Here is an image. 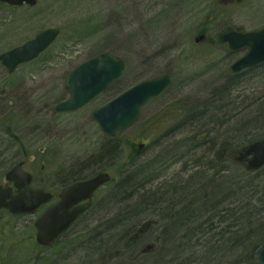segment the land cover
Returning a JSON list of instances; mask_svg holds the SVG:
<instances>
[{"label": "rangeland", "instance_id": "1", "mask_svg": "<svg viewBox=\"0 0 264 264\" xmlns=\"http://www.w3.org/2000/svg\"><path fill=\"white\" fill-rule=\"evenodd\" d=\"M50 28L58 29L60 35L36 60L21 65L11 75L0 66V181L15 161L29 157L35 176L49 181H69V175L89 177L92 171L105 169L114 178L110 186L100 191L97 201L105 202L125 175L120 169L126 166L127 172L142 167V172L136 175V184L143 186L138 198L123 203L127 206L119 204L118 199L110 204L105 202L103 210H99L101 216L108 211L111 216L120 214L118 218H125L116 231L103 239L121 234L131 224L137 227L154 218L158 225L149 230L146 238L150 241L158 238L156 251L150 255L159 257L147 262L153 257L142 256L133 264H214V259L221 258L223 262L219 264L233 261L238 264L233 254L236 248L227 250L235 247V239L230 242L225 236L219 242L226 224L200 232L202 227L208 228L202 224L211 220L212 211L175 233L172 238L176 249L171 252L173 245L167 241V235L172 219L161 221L151 214L152 209L147 205H139L138 199L141 201L149 193L169 194L167 198L174 199L173 191L188 185L194 186L195 191L207 186L210 196L214 186L221 191V185L229 188L234 186L231 181L235 178L241 180L253 175L227 155L222 162H216L214 155L218 147L210 149L206 144L213 143L215 136L209 127L203 130L194 125L206 124L208 116L204 115L210 112L208 109L218 106L226 109L224 114L230 122L238 114L244 117L250 112L248 109H264V64L232 77L231 65L247 49L230 51L219 40L230 28H241L243 32L264 28V0H243L240 5L228 6L217 0H37L32 8H9L0 4V55ZM198 34L213 39L214 43L195 44L193 38ZM102 52L126 62L122 76L79 110L58 113L57 105L69 99L65 90L67 74ZM162 75L170 76V86L141 109L131 127L118 133L117 155L103 154L107 138L92 120V112L131 86ZM194 109L207 110L191 121L187 116ZM207 129L209 142L203 140L202 134ZM259 130L255 135L264 136V129ZM139 144L144 147L136 154ZM208 163L226 169L224 174L230 180L222 174L213 176L204 169ZM198 170H203L201 173L208 179L195 174ZM196 196L185 194L178 199L179 209L196 208L191 205ZM219 199H215L216 205ZM36 219L37 214L0 218L3 264L97 263L98 256L92 254L87 259L82 248L69 254L66 245L61 243L66 238L49 248H38L33 228ZM90 219L88 224L75 225L70 235L78 236L98 224V220L91 223ZM252 245L255 247L254 240ZM217 250L225 251L218 253ZM213 251L216 253L213 256L207 253ZM246 256L251 258L248 264H256L251 252L242 257ZM119 262L115 260L111 264ZM239 262L247 264L246 259Z\"/></svg>", "mask_w": 264, "mask_h": 264}, {"label": "water", "instance_id": "2", "mask_svg": "<svg viewBox=\"0 0 264 264\" xmlns=\"http://www.w3.org/2000/svg\"><path fill=\"white\" fill-rule=\"evenodd\" d=\"M10 6H22L26 4L33 7L36 0H0ZM220 3H240L241 0H219ZM59 31L51 28L40 32L33 40H30L0 56L2 66L9 73L23 63L35 59L41 52L47 49L57 38ZM205 40L204 35H198L194 42L199 44ZM222 41L228 43L230 50L248 47V53L235 62L230 71L238 73L264 62V29L258 32L237 33L228 32L222 37ZM124 63L115 59L108 53H102L72 70L66 78V91L70 99L57 106L58 112L75 111L97 95L102 93L112 82L118 79L123 70ZM170 78L148 80L130 88L92 115L93 120L108 137H114L118 131L131 126L137 119L140 108L151 98L160 95L169 85ZM142 145L139 146V149ZM237 161L246 163L245 168L249 172L259 170L264 166V139L255 141L242 148L237 153ZM19 172L13 169L7 179L20 178ZM110 181V176L105 173L98 174L94 178L75 184L64 190L60 195V203L50 208L35 223L37 230L35 240L39 246L47 247L69 226L74 218L88 208L93 192L101 185ZM19 188V187H17ZM51 196L42 191H31L25 188L21 193L12 196L11 189L0 187V210L5 209L11 214L31 213L40 205L48 202ZM89 200L84 206L69 211V208L82 201ZM258 264H264V247L256 253Z\"/></svg>", "mask_w": 264, "mask_h": 264}, {"label": "trees", "instance_id": "3", "mask_svg": "<svg viewBox=\"0 0 264 264\" xmlns=\"http://www.w3.org/2000/svg\"><path fill=\"white\" fill-rule=\"evenodd\" d=\"M206 110L207 109H200L199 111H196V109H194L187 116V119L193 121L196 118H200L202 116V113H204ZM208 110H210V112L204 115V117L208 116L207 118H205L207 121L206 124H196L194 126H198L197 128L201 127L203 128V130L204 127H209L210 132H212L215 136V138L213 139V143H206L208 144V146H210V149L212 147L216 148L217 146H220L219 150H235L251 143L256 139L264 138V136L255 135V131L258 134L260 131L259 129H264V109H248V111L250 110V112H248L244 117H241V115L239 116L238 114L235 118V121L233 122L227 120L228 117L224 114V110L226 109H220V106H218L216 109ZM218 112H221L223 117ZM224 117H226V119H224ZM182 122L183 124L185 123V121ZM179 125H181V123H179ZM209 130L207 129L205 132L202 133L203 140L205 142H209ZM195 131L196 133H200L197 130ZM192 140L194 141V137L192 138ZM116 153L117 144L113 140H108L106 142L103 154H107V156L113 157L114 155H116ZM125 174L127 176H125V178H123L115 186V190L112 191L109 199H105L106 204L107 202L110 204L111 202L118 199L119 204H121L122 206H127L123 205V203H128L135 200V198H138V192L135 193L132 189L134 187H137L136 179L138 176L136 177L134 171H132V173L125 172ZM76 176L77 175H72V179H77ZM215 176H217V174ZM231 183H233L232 185L234 186L229 188L228 186L225 188L223 185H221V191L218 189L217 186H214L213 190L210 192V196L208 191L209 188H207V186H204L195 191L194 186L188 185L184 189L181 188V190H174V199L167 198V195L169 194L149 193L148 197L143 196V198H141V201L140 199H138V202L139 205L144 204L148 206L149 210L152 209L151 214L158 217L161 221L172 219L168 225L167 235V241L169 243H172L173 245V249L171 250V252H174V250L176 249L174 245V238H172L173 236H175V233L182 229V227H185V224L197 222V220H195L196 218H199L198 220L203 219L201 218V215H204L206 212L210 213L212 211L214 215L210 217L212 221L210 227H221L226 224L224 226V229H222L220 232L221 236H228V241L234 238L236 242V244H234L235 247H229V249L227 250L231 251L233 248H236V252L233 254L235 259H238L237 263L240 264V260L246 259V262L248 264L249 261L251 263V258H247V256H242H245L247 253H250L253 240L255 244L264 241V209L260 210L256 209L257 207L255 208V204L256 206H264V168L261 171L253 174L251 177L244 178L241 180L235 179L232 180ZM137 188L141 191L139 186ZM185 194L191 195L193 197L197 195L196 198L191 202V205L193 203L197 206L196 208L190 209L191 207L189 206V209L187 210H184L185 208L179 209L177 200L183 198ZM256 196H259V198L256 199ZM129 197L130 199L128 200ZM219 197L221 201L216 205L214 203L215 199ZM256 201L258 203H253ZM182 203L183 202L181 200L180 205H182ZM227 205L229 207L235 208H230L225 211L220 210L221 206ZM103 206L104 204L100 203L99 210H102ZM129 206L127 207L128 210ZM106 214L108 215L107 219L100 220L99 225L97 226L98 229L96 231L101 229L103 230L99 232V237L91 245V249L93 251L94 256L96 255L100 258V260H97L96 264H100V262L101 264H111L115 260H118L119 262L121 261V254L126 255L128 257L127 263L131 264L129 258L132 255H130L132 251V248L130 249V247L132 246L131 244L125 242L126 233H124V231L120 232L121 234H117L114 236L110 235V237H108L106 240L103 239L104 236L108 235V233L116 231V229H118L117 227L122 225L114 223L116 220L119 219L118 216L120 214H114L113 216H111L112 214H108V211L106 212ZM186 220H188L187 223ZM204 225H207V223L202 224V226ZM246 225H252L254 226V228L252 230H249V226ZM202 228L203 229L200 232H204L210 229L206 227ZM233 228L235 229V233L234 231H232ZM216 229L217 228H215L214 230ZM91 232H94V230H92ZM226 233L227 235H225ZM234 239L232 241H234ZM217 251H219L218 253H222V251L224 252L225 250ZM207 253H210V256L216 254L214 253V251L213 253ZM152 257L153 258H149L147 262L155 261L156 258L159 257V255ZM221 257H225V255L222 254ZM240 257H242V259H240ZM221 259H214V264L222 263L223 261ZM36 260L39 261L38 258ZM209 262L210 258L208 257L207 263ZM231 264H235V261H233Z\"/></svg>", "mask_w": 264, "mask_h": 264}, {"label": "bare ground", "instance_id": "4", "mask_svg": "<svg viewBox=\"0 0 264 264\" xmlns=\"http://www.w3.org/2000/svg\"><path fill=\"white\" fill-rule=\"evenodd\" d=\"M217 147H218L217 149L220 148V146H217ZM212 148H214V147H212ZM116 155H117V153H116ZM116 155H114V156H116ZM225 155H227L228 157H232V156L235 155V153L233 151H231V150H227V152L223 155V157ZM125 168H126V166H124L122 169H120V172L121 171L126 172L125 171ZM141 168L140 167L139 168H135L134 170L132 168L131 170H128L126 173H132V171H134L135 174L138 175L139 173L142 172V169ZM263 168H264V166L262 168H260L259 170L254 171V172H249V171L246 170V168H245V170L248 173L255 174V173L261 171ZM204 169H206L209 172L211 171L213 173V176L216 175V174L217 175L222 174L223 176H225L224 173L226 172V169H222V168L217 167V166H212L210 163H208ZM98 170H100V169H98ZM202 171L203 170H198L197 173H195V174H200V176H201L200 178L203 179V180L208 179V178H206L204 176V174L201 173ZM99 173L108 174L110 176L111 181L114 182L113 176L110 173H108L107 170H105V169L102 170V171H100V172L92 171V174L89 175V179L94 178ZM238 175H239V173H238ZM125 176H127V175L125 174L116 183V185L123 178H125ZM225 177H226V179L230 180L229 179L230 176H229V178L227 177V175ZM246 181H248V180H246ZM138 186H139L140 189L143 187L142 186V183L137 184V187ZM137 187H134L132 189L134 190V192H138L139 193L140 190H138ZM257 198H259V196H256V199ZM253 201H255V200H253ZM253 203H258V202L256 201V202H253ZM99 208L100 207H98V209H94V207H93V208L87 209L86 212L87 211L88 212H87V214H85L86 217L84 218V221H83L84 224H88V219L91 218L90 219L91 223H95V221L98 220L97 221V223H98L97 225H95L94 227H92V228L84 231L83 233H85V234L82 233V234H80L78 236H73L71 238L66 239L67 241L66 240L64 241L63 244L66 245V248L68 249L69 254H72V253L75 254V252L77 251L78 248L79 249L82 248L81 252L83 251L84 254H85V256L87 255V257H85V258H87V259L90 258L91 259V255L93 254V251L91 249V245H92L93 242L96 241V240L93 241V238L97 239L99 237V232H101L103 230V229H101L99 231H96L98 229L97 226L99 225L100 220L107 219V217H108V215L106 214V212L104 213V215L101 216V213L99 212ZM230 208L234 209L235 207H229L228 205L227 206H221L220 207V210H224L225 211V210L230 209ZM255 208L256 209L263 210L264 209V206L263 205H257L256 206V204H255ZM102 210H103V208H102ZM91 212H92V215L90 216ZM124 219L125 218L123 216L122 217H119V219L116 220L114 223L122 224V222H123ZM208 221H207L208 228H211L210 227V224H211L212 221L211 220H210V222H208ZM156 225H158V223H157L156 219L153 218V219L146 220L145 222H143L141 224H138L137 227H136V225L134 226L133 224H131L130 226H128L126 228L125 227L123 228L122 231H124V233H126V235H125L126 236L125 242L128 243V244H131V246H132V247H130V249L132 248L131 249L132 251H131L130 255L131 254L132 255L129 258V261H130L131 264L135 263V261L137 259H140L142 256L150 255V254H152V253H154L156 251L158 238L155 237V238H153L152 241H150V239H147L146 238L147 237L146 234L149 232V230H151ZM246 226H249V228H248L249 230H252L254 228V226H252V225L251 226L250 225H246ZM92 230H94V232H91ZM234 233H235V230H234ZM221 237L222 238L220 239L219 242H223L224 241V238H226L223 235ZM262 247H264V241H261L258 244H255V247H253V245H252V248H251V251L250 252H251L252 258H253V260H255V263L256 264H258L257 263V260H256V253ZM94 257H96V255ZM127 259H128V257L126 255L121 254V261H120V263L123 264L124 262H127ZM97 260H100V258L98 257ZM158 262L160 263V260ZM100 264H101V262H100Z\"/></svg>", "mask_w": 264, "mask_h": 264}, {"label": "flooded vegetation", "instance_id": "5", "mask_svg": "<svg viewBox=\"0 0 264 264\" xmlns=\"http://www.w3.org/2000/svg\"><path fill=\"white\" fill-rule=\"evenodd\" d=\"M32 163V159L29 158H21V160L19 161H15L11 167L9 168V170L3 175V179H1L0 181V186L4 187V188H11L12 189V193L13 195L18 194L20 191H22V189H17L16 185L19 186H25L27 185L29 187V189L31 190H42L48 194L51 195V199L49 202H47L46 204H43L40 206V208L38 210H36L35 214H37L38 216H41L47 209H49L51 206L57 205L60 202V193L62 191H64L65 189H67L68 187H70L71 185H73L75 183V181H66V180H62L61 182H59L58 180H53V181H49L46 180L44 178L39 179L35 176L34 173V168H32L33 166H30ZM17 168L18 172H22L19 174L20 178H17L15 180H13V177L11 178L12 180H7L6 175L7 173H9L10 171H12L13 168ZM15 168V169H16ZM29 176V182L26 180V178ZM72 178V177H71ZM89 178V177H88ZM88 178L82 179V180H87ZM80 180V181H82ZM78 182V181H77ZM105 188V187H101L99 188L93 195L92 200H91V205L89 208H93L94 206L98 205V201L97 199L99 198V194L100 191ZM102 203L105 204L103 202V199H101ZM85 202L78 204V206L83 205ZM78 206H73L71 207V209L78 207ZM87 208V209H89ZM86 209V210H87ZM86 210H84L83 212L80 213L79 217L77 218V220L71 224L69 226V228L62 234L61 236V241L66 238L67 236L68 238H71L72 236L70 235V233L72 232V228L77 225L79 222L84 221V218L86 217L85 214H87ZM3 216H7L10 218H14L15 216H12L11 214L7 213L6 211H0V218H2ZM69 233V234H68ZM68 234V235H67ZM64 239V240H66ZM59 240V241H60ZM3 264V263H2Z\"/></svg>", "mask_w": 264, "mask_h": 264}]
</instances>
